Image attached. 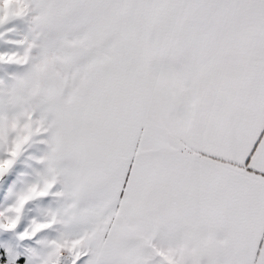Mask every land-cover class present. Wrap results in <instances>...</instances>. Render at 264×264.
Masks as SVG:
<instances>
[{
	"label": "snow or ice",
	"instance_id": "1",
	"mask_svg": "<svg viewBox=\"0 0 264 264\" xmlns=\"http://www.w3.org/2000/svg\"><path fill=\"white\" fill-rule=\"evenodd\" d=\"M0 264H264V0H0Z\"/></svg>",
	"mask_w": 264,
	"mask_h": 264
}]
</instances>
